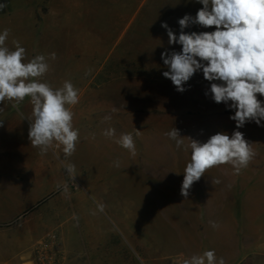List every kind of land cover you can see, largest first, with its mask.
Returning a JSON list of instances; mask_svg holds the SVG:
<instances>
[{
	"label": "rangeland",
	"instance_id": "1",
	"mask_svg": "<svg viewBox=\"0 0 264 264\" xmlns=\"http://www.w3.org/2000/svg\"><path fill=\"white\" fill-rule=\"evenodd\" d=\"M0 4L6 5L0 9V32L10 29L6 41L10 49L14 50L12 41L18 40L26 49L28 60L40 54L46 57L56 54L55 60H48L50 69L42 82L57 88L70 80L79 89V103L112 106L117 109L116 121L130 116L132 122L162 124L157 129L145 128L146 143L135 141L136 153L147 155L133 156L128 150L130 155H124L126 149L107 144L108 139L98 134V130L92 134L84 130L83 141L79 136L76 151L66 161L62 148L44 154L56 155L67 180L68 191L62 185L56 203L65 223L48 231L45 237L46 240L55 235L51 249L58 264H74L80 250L84 264H163L157 261L161 254L169 255L187 247L188 239L201 242L202 233L208 231L211 222L226 225L228 219L236 216L242 228L250 227L248 220L254 216L255 201L259 203V226L264 227V143L253 148L254 158L239 173L258 183V192L189 191L185 198L181 191L170 189L177 187L172 175L184 172L190 150L177 149L175 141L165 133L176 128L181 136L190 137L187 124L190 118L202 120L204 114H221L218 111L227 107L211 98L209 89L213 82L204 79L202 70L186 82L182 93L163 76L168 68L161 53L180 52L182 46L168 43L167 30L161 24L167 23L178 37L179 19L186 14L195 17L203 7L201 3L0 0ZM184 31L212 32L215 27L191 25ZM260 97L264 100V96ZM0 104L11 106L13 113L25 117L22 107L31 103L26 98L19 111L11 102ZM25 119L28 134L30 121ZM166 123L179 126H163ZM116 125L119 126L116 132L121 133L122 127L117 122ZM137 130L130 129L133 137ZM155 130L158 137H149L150 131ZM33 149L32 155H41L38 148ZM64 162L75 165L73 182ZM220 167L234 171L229 164ZM241 182L245 183V178ZM97 203L105 205L103 212L98 211ZM74 214L78 219L73 218ZM174 258L176 264L187 259L185 254H176Z\"/></svg>",
	"mask_w": 264,
	"mask_h": 264
},
{
	"label": "clouds",
	"instance_id": "2",
	"mask_svg": "<svg viewBox=\"0 0 264 264\" xmlns=\"http://www.w3.org/2000/svg\"><path fill=\"white\" fill-rule=\"evenodd\" d=\"M197 2L203 7L195 17L186 14L179 19L181 31L178 37L167 23L161 24L167 30L168 43L182 46L180 52L165 50L161 53V59L168 68L163 76L170 79L176 90L182 93L186 82L202 70L204 79L213 82L209 92L214 102L224 103L234 110V115L229 118L236 122L237 129L248 122L264 126L261 125V121H264V101L257 98V94L264 96V0ZM5 6L0 4V9ZM191 25L215 27V31L186 33L184 29ZM9 35L8 28L0 32V103L11 102L12 107L19 111L21 103L29 98L32 112L30 117L25 118L30 121L28 138L31 145L38 148L41 155L62 148L66 161L74 154L79 142V130L73 125L75 114L72 111L80 100L79 89L70 80L63 81L62 86L57 88L46 81L42 82L41 78L50 69L48 60H55L56 54L50 53L48 57L40 54L28 60L26 49L18 40L12 41L14 50L7 46ZM116 111L115 108L111 110L112 113ZM103 119L110 122L112 115L108 114ZM3 124L4 120H0V127ZM102 134L114 139L133 156L136 154L132 133H121L117 138L116 130L110 127ZM136 135H139L138 130ZM165 135L175 141L177 149L190 150V161L184 169L181 187V195L185 198L193 184L208 170L229 164L234 174L238 175L256 154L252 143L238 130L231 137L225 132H218L203 143L181 136L176 128ZM116 166H119L118 162ZM64 167L73 182L76 177L75 165L64 162ZM212 183L218 184L220 181L217 179ZM63 189L68 191L67 184L63 185ZM97 209L103 212L105 205L97 203ZM73 218L78 219L75 214ZM211 223L213 228L218 227L216 222ZM183 264H225V261L222 257L217 258L215 250H206L184 259Z\"/></svg>",
	"mask_w": 264,
	"mask_h": 264
},
{
	"label": "crops",
	"instance_id": "3",
	"mask_svg": "<svg viewBox=\"0 0 264 264\" xmlns=\"http://www.w3.org/2000/svg\"><path fill=\"white\" fill-rule=\"evenodd\" d=\"M257 98L261 97L257 95ZM0 108H3V111H0V120H4L3 126L0 127V264H30L35 250L45 240L48 231L60 228L65 223L59 211L60 207H57L56 203L62 191L57 185L62 187L67 183L66 174L56 155L31 153L34 149L26 133L24 118L31 116L32 105L24 104L22 107L25 117L23 114L21 116L13 113L9 105L0 104ZM113 108L106 105L84 106L82 103L75 105L72 108L75 114L73 125L79 130L80 139L82 140L84 130L90 134L95 130L102 134L110 127L116 130L119 128L117 122L123 129L121 133H130L132 127L138 128L139 135L134 137V141L141 144L146 143L147 126L157 129L156 127L162 125L158 122L149 125H146L145 121L132 122L130 116H122L116 121L115 113L111 112ZM218 112L222 113L204 114L202 120L190 118L187 122L190 137L203 143L218 132H225L231 137L232 133L238 130L252 143V148L264 143V126L248 122L244 127L237 129L236 122L229 118L234 115L233 109L227 106ZM108 114L112 115L110 122L103 119ZM177 124L166 123L163 126H179ZM261 125H264V121H261ZM121 133L116 132L117 138ZM149 137L157 138L158 132L150 131ZM106 138L107 144L114 146L117 144L114 139L109 141V138ZM88 140L92 141V138L88 137ZM124 155L130 153L125 150ZM135 155L147 154L138 152ZM172 176L175 177L173 185L177 187L170 189L181 191L184 173L178 172ZM238 176L241 180L237 179ZM243 178L245 183L241 182ZM217 179L220 183H212ZM189 191L258 192L260 186L248 176L236 175L234 171L218 166L208 170ZM258 204V201H255L254 216L249 217L250 227L247 229L240 226L236 216L228 219L226 225L219 222L218 227L213 228L211 224L208 231H203L201 242L195 238L193 241L188 239L186 248L182 246L169 255L161 254L157 261L163 264H176L177 258H174L176 254H185L190 258L206 250H215L217 258L222 257L225 264H264V227H260L258 223ZM55 207L56 210H51ZM62 238L67 241L64 233ZM78 241L81 243L82 238ZM75 258L74 264H84L82 250Z\"/></svg>",
	"mask_w": 264,
	"mask_h": 264
},
{
	"label": "built area",
	"instance_id": "4",
	"mask_svg": "<svg viewBox=\"0 0 264 264\" xmlns=\"http://www.w3.org/2000/svg\"><path fill=\"white\" fill-rule=\"evenodd\" d=\"M49 236L50 237L39 244L30 264H58L56 253L51 249V241H54L55 235ZM179 264H183V262Z\"/></svg>",
	"mask_w": 264,
	"mask_h": 264
}]
</instances>
